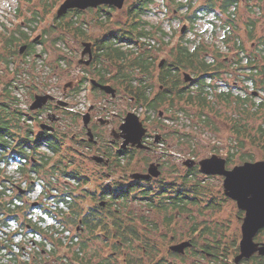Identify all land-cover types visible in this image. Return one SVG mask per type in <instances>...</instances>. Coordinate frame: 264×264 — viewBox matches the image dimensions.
Segmentation results:
<instances>
[{
  "label": "rangeland",
  "instance_id": "1",
  "mask_svg": "<svg viewBox=\"0 0 264 264\" xmlns=\"http://www.w3.org/2000/svg\"><path fill=\"white\" fill-rule=\"evenodd\" d=\"M64 1L0 0V55L3 57L9 56L8 51L4 49L5 38L14 33L20 37V32L23 31L28 36V38L22 39L18 43L17 56L13 58L14 63L12 62L9 66L5 62L0 61V102L6 97L8 98L9 95H7V91L5 90L8 88L11 91L10 95L15 96L19 100L16 106L22 112H30L32 94L36 93V90L32 89V87H35L36 83L40 84L38 89L41 88L40 91H42L37 92L39 95L51 96L50 93L52 92L53 95L59 97V101H67L63 96L65 87L73 81H77L75 77H82L81 75L76 76L75 72H77L76 69L79 67L83 43H94L96 39L108 36L110 31H117L122 34L123 29L129 28V12L137 0H127L122 10H118L117 8L108 9V6H102L99 9L86 10L79 15L72 12L69 17H64L63 21L65 23L72 21L73 26H80L86 32L85 37L80 35L77 37L73 33L64 31L55 22L57 10ZM188 1L178 0L181 4H187ZM204 1L195 0L190 5L189 10H178V13H175L176 9H180L177 1L156 0L149 11L143 15L146 29L151 32L152 36L142 38L143 43L138 46L133 45L134 47L123 42V39L121 40L124 49L128 50L127 48H130L136 54L148 47V51L155 60V69L149 77V83L153 86L149 90V92L151 91L150 97L156 96L162 90L157 78V65L163 60L174 61V56L177 54L180 46H186L190 51H193L197 46H201L204 50L201 51L204 57H207L209 54L214 55L221 63L224 62L225 57H229L230 63L226 64L227 68H230V74L233 69L235 70V68H231L233 64L232 57L235 55V51L227 46L232 45L235 38L233 37V41L230 43L225 42L223 31H218L220 26L216 28L208 21L200 20L195 22L190 32L181 34L182 27L186 22L185 18ZM46 3L51 6L48 7V13L45 12ZM245 7L246 10L250 8L254 12H246ZM35 11L40 13L39 21L31 22L30 19L34 17L32 13ZM237 16L238 22L240 21L239 38L243 40L250 54L254 53L258 55L261 71L264 68V51L260 49L262 48L260 47L261 43L264 44V0H246L245 3L241 4L239 11H237ZM250 17L259 22L257 28H255L256 34L251 40L248 35L243 36L245 35V24H247ZM208 18L211 19L212 17L209 16ZM261 22L263 26H261ZM213 33L217 34L214 35ZM34 41H39L36 44L35 56L22 57V54H20L21 47ZM42 55L44 57H40ZM80 72L83 75L81 68ZM186 72L189 75L190 73L193 75L189 70H186ZM183 75L181 78L184 77ZM142 76L143 74L141 73L138 75V78L141 79ZM255 77H258L256 86L253 83L235 82L237 79L234 75L232 77L229 76V81L234 86L232 90L233 95L229 99L221 97L223 92L229 90V86L222 84L219 82L221 80L217 79L214 84L216 87L212 88L211 92H208L207 89L209 108L205 110V114H202L199 108L188 106L185 103L175 102L173 106V104L171 105L166 102L167 104H164L159 109L165 112L164 119L160 123H157V120L154 119L155 122L152 121L146 124L150 129L151 140L156 137L157 133L163 138L156 144L155 152L150 154L139 152L138 154H133V158L132 153H128L127 157L122 158L121 166L123 170L113 171L110 177H106L105 172L107 171L104 166H100V164L92 160L94 156H101L102 154L98 147L88 144L90 142L88 134L86 135V132L82 131L79 127L80 116H75L69 111H67L69 113H65L62 110L57 112L60 121L55 126L60 127V131L65 135V139H62L61 142V151L53 155L47 146H43L39 148L40 155L47 154L50 157L52 156L53 161L51 162L55 164L58 163L59 159H64L67 175H62L63 177L61 175L60 177L58 176L60 187L63 188L62 186L70 181L73 184L72 188L76 195H86L88 193L87 200L83 204L84 207H90L96 203L101 205L109 198L106 197V200L101 199L99 196L100 189H112L117 185L125 186L130 182L132 183L131 174L147 171L151 163L154 164L153 162L157 159L164 164L163 175H161L159 181H165L167 184L170 183L172 185L179 184L182 181L181 177L186 173V168L181 164L183 160L199 162L210 158L212 155H218L221 158L227 159L230 154L229 151L232 150L233 155L231 156L230 163L227 165L229 169L248 161H264V70ZM221 79H226V75ZM11 84H13L12 87H10ZM4 85H6L5 88ZM191 88L194 90L196 86ZM82 90L72 98H68L74 105H77L75 107L76 111L84 110L83 108L89 104H93L95 110L101 106H107L123 115L128 110L135 111L130 99L123 98L120 101L119 96L116 100L109 102L106 97L96 92L95 95H92L93 98L91 100H86L84 91ZM70 92L68 91V94ZM120 93L121 96L125 97L123 91ZM54 100H57V98ZM114 102L117 104L115 107H112L111 105ZM260 104H263V107H259ZM59 107L63 106L59 105ZM181 107L185 109L184 112L181 110ZM151 116L153 118L154 114H148L147 120ZM157 117L158 115L155 118ZM29 119L26 116L22 119V136H26L29 129L34 134L39 131L36 126L31 127ZM109 129L107 138L104 137L107 143ZM101 130L105 131L106 129L101 128ZM73 137L76 140H73ZM81 137H84L87 143H81ZM240 142H243L242 147H240ZM36 158L39 157L36 156ZM6 166L8 169L5 173L2 170L0 171V183H5L6 175L11 171V176L15 177L14 179L19 182V185H23L22 182L24 181L19 177L22 173L19 169L15 170L16 165L13 163ZM126 169L127 172L125 174L124 170ZM195 169L198 170L197 177L192 176V180L189 183H191L190 185L197 184L201 187L202 195L200 194L199 197V205L196 204L192 207L188 203V211L182 213L180 216H177V213L166 214L163 211H158L156 204L153 205L150 201L142 199L137 194L135 195V199L129 201L126 211L130 212V215L137 218L144 217L150 221L142 222L140 219L134 221L135 226L139 230L141 240L137 243L138 246L134 250L130 248L127 252H124V255L121 254L119 256L120 264H125L124 257L134 260V264H169V261L173 264H234V255L238 252V243L241 237L243 219L240 216L242 212L238 209L236 202L225 196L224 178L216 176L206 177L201 174L202 172L198 166ZM74 172L88 179L89 182H87L86 186H78V181L73 180L70 176ZM27 173L30 176L32 175V178L35 177L34 173H30V169ZM36 180L38 184L35 190L30 193L29 198L32 200L41 199L46 205L57 203L58 208L62 207L57 202V197L54 196L62 195L63 189L59 188V190H56L52 187H46V178L40 177ZM83 182L85 181L83 180ZM154 185V192L156 191L155 193L160 194L157 192L159 191L157 185ZM7 190L8 186L6 185V194L3 195L5 199L14 201L16 204H23V201L15 199L17 198L15 196L16 189ZM84 190L87 192H84ZM89 193L94 195L90 196ZM207 196L215 200H213V205L211 204L213 209L211 207L207 209L205 206L207 202L203 201L202 197ZM93 197L95 198L93 199ZM167 198L169 197L165 193V195L159 196L157 201L160 200L168 204L169 199ZM113 204L109 209L115 210L117 203ZM119 205V208H121L122 203ZM39 209L36 208L29 211L26 208L25 212L27 215L28 213H32L34 222H38V225L42 229H47L48 227H45L44 224L48 223L55 228H59L57 225H54V220L50 216H42L44 212L42 213L41 210L39 212ZM172 211L174 212V210ZM173 215L175 217L171 218L172 221H169L168 216ZM22 222H26L23 215H21L18 223L11 222L5 232L14 237L16 246L23 249L26 260L32 259L33 252L38 249H52L53 244L51 242L45 245L42 243L34 246L32 241L42 242V235L32 231L28 232L26 228L22 227ZM65 227L66 231L64 233H55L53 230V232L48 231L47 235L69 240L78 231L77 226H72L68 222H66ZM206 228L208 230L203 231ZM188 236L194 237L199 248L205 244L218 245L219 253L222 251L224 256L213 258L206 254L193 252L186 257L172 255L169 247L172 244L189 240L190 237ZM260 240L264 242V235L260 237ZM92 244V248L98 247L107 250L103 248L104 243L102 242H93ZM146 246H149V252ZM60 253L63 255L65 253L64 249H61Z\"/></svg>",
  "mask_w": 264,
  "mask_h": 264
},
{
  "label": "trees",
  "instance_id": "2",
  "mask_svg": "<svg viewBox=\"0 0 264 264\" xmlns=\"http://www.w3.org/2000/svg\"><path fill=\"white\" fill-rule=\"evenodd\" d=\"M155 1L156 0H137L132 6V11L130 10L129 12L128 29H123L122 34H120L121 32L110 31L108 36L94 41L93 69L97 76H102L103 78L111 73L110 66L105 67V61L117 65L118 72L117 74L115 73L112 75L113 80L116 79L118 84L121 85V88L134 95L137 98L138 105L146 106L148 111L157 112L158 109L165 104L167 98L170 97V104H173V106L175 102L181 104L185 103L188 106L190 105L194 106V108H199L200 111H202V114H205V110L209 108L207 89L208 92H211V89L216 87L214 84L211 82H202L204 80H196L187 85L181 83L178 79L168 82L167 77L162 75L159 78V82L164 85V90L159 91L155 98H151L149 88L153 86L149 83V77L151 76L154 63L152 56L148 51V47L142 50V52L140 51L136 54L134 50H131L130 48H127L128 50L124 49V46L121 43V40L123 39V42H126L131 46H138L143 43L142 38L152 36L151 32L146 29L143 15L149 11ZM45 5V12L48 13V7L51 6L47 3ZM108 9L112 8L108 7ZM72 12H75L78 15L83 13L79 10H70L65 16L61 18L56 17L54 20L59 25L60 29L73 33L77 37L79 35L85 37L84 35H86V32L80 26H73L72 21L69 23L63 21L65 19L64 17H69ZM32 15L34 17L30 19L31 22L39 21V12L35 11ZM20 34L21 36L19 37L14 33L4 40V49L8 51L9 56L3 57L0 55V61L5 62L6 65L10 66L12 62L14 63L13 58L17 56L18 43L22 39L28 38L24 31L20 32ZM29 44L30 47H33V43L29 42ZM201 55L200 48L195 50L194 54H191L187 47L180 46L177 54L174 56L176 64L170 66L171 68L177 67L179 69L174 68L172 74L175 75V70L176 73H179L185 62L189 68L195 71L201 73L209 72L211 65H215V63H209L206 59H202ZM141 73L143 76L140 79L138 78V75ZM136 81L137 84L135 83ZM12 85L13 84H11L10 87H12ZM193 86H196V89L193 90L191 88ZM5 87L6 85H4V88ZM5 90L9 96L0 102V162L9 159L23 161V167L20 169V171L23 172L26 170L25 164L30 165L33 163L30 156L35 154L31 152H35L40 144L33 143L32 135L34 132L31 129L28 130L26 136H22V119L24 114L21 109L16 106L19 100L15 96L13 97L10 95L11 91L8 88ZM195 92L196 94H194ZM230 95L231 94L228 91H225L221 97L229 99ZM259 107H263V104H260ZM181 110L183 112L185 111L183 107H181ZM39 138L40 139L38 140L43 139L42 137ZM88 144L91 146L94 145L90 142H88ZM48 149L52 151L53 155H56V153L61 151L62 144L60 142L58 144H49ZM110 152L112 151L110 150ZM120 154L122 155L120 156ZM127 154L128 153L124 151L119 153L115 162L117 163V166L111 162L110 166L106 168V177L112 176L113 171L123 170L121 162L123 157H127ZM231 156L232 154H229L227 163H230ZM50 159L53 158L47 154L41 155L40 163L33 164L34 167L30 166V172L38 173L39 169H45L48 165L52 164V170L58 168L59 177L60 175H67L63 158L59 159L56 164L51 163ZM36 161L38 160L36 159ZM126 172L127 169L124 170L125 174ZM197 172L198 170L195 168L188 169V175H186L179 184L172 185L170 183L167 184L165 181H156L155 184L159 189L157 192L160 194L155 193L156 191L154 192L155 185L151 184L150 181L144 182L140 180L137 182H130L125 186L117 185L112 189H100V198L103 200H106V197L109 198L105 201L104 206L96 203L93 206L84 207L83 204L87 200L88 193H86V195H76L75 191L69 186V183H66L62 186L63 188L60 187V189H63V194L59 195L56 199H58L57 202L62 203L67 210H64V207L59 209L58 215L45 210L43 215L58 220L61 224V226H59V228L61 227L60 229L55 228L50 224L47 226V229H42L38 225V222H34L33 219L27 220L25 207L21 204H16L14 201H9V199H5L3 195L6 194V185L4 182L2 184L0 183V264H120L119 256H121V254L124 255V252H127L130 248L131 250H134L135 247L138 246L137 243L141 240L139 230L135 226L134 221L137 219H140L142 222L150 221L144 217L137 218L130 215V212L126 211L129 201L135 199V195L137 194L141 196L142 199L150 201L153 205L156 204V208L160 212L163 211L166 214L177 213L176 211H180L178 214L187 212L188 203L191 206L199 204L200 194L202 195L200 190L201 187L199 185H190L191 183H189V181L192 180L189 176L190 173L195 174ZM56 174V171H49V178L45 174L47 180L46 183L45 181L44 183L46 187H54L55 189L53 176ZM70 176L73 180L78 181V186L84 187L87 185V182H89L86 177L83 176V178L75 172ZM83 180L85 182H83ZM56 181L59 184V179ZM182 187H185V190ZM84 192L87 191L84 190ZM165 193L169 197L167 198L169 199L168 204H165L160 200L157 201V198L165 195ZM89 195L92 196L94 194L89 193ZM184 197H187L188 199L186 202H184ZM191 197L193 198L191 199ZM94 198L95 197H93V199ZM18 199L21 200V198ZM113 203H117L115 210L109 209ZM121 203L122 207L119 208V204ZM211 204L213 205V203ZM170 209L174 210V212ZM21 215L26 219V222L21 223L22 227L28 229L27 227L31 226L30 229L32 232L42 235L43 241L39 244L43 243V245H45L51 242L53 244L52 249H38L33 252L32 259H25L26 255L24 254L23 249L16 246L17 244L14 243V237L5 232L11 221L16 223L19 222ZM174 217L175 215L168 216V220L172 221ZM79 220L82 222L81 227L79 230L77 229L78 231L76 234L74 233L69 240H65V238H55L52 235H49V237L47 235L48 231L53 232V230L55 233H64V231H66V222L72 226L75 225L77 226L76 228H78ZM93 242L104 243L105 247L103 246V248H106L108 251L98 247L92 248ZM148 247L149 246H146V249L149 252L150 249ZM61 249H64L65 251L63 255L60 253ZM216 253L219 254L218 251H216ZM124 263L134 264V260L124 257Z\"/></svg>",
  "mask_w": 264,
  "mask_h": 264
},
{
  "label": "flooded vegetation",
  "instance_id": "3",
  "mask_svg": "<svg viewBox=\"0 0 264 264\" xmlns=\"http://www.w3.org/2000/svg\"><path fill=\"white\" fill-rule=\"evenodd\" d=\"M170 1H174V0H170ZM175 1H177V4L180 6V9H176L174 12L178 13V10H183V9L189 10L190 5L195 0H189L187 2V4H181L178 2V0H175ZM196 1H198V0H196ZM245 1L246 0H205L204 2H202V4L196 10H194L188 14V16L185 18L186 22H185V24L181 30V34H185V33L191 31L192 27L195 25V22H198L200 20H206L216 28H218L217 26H220L218 28V31H220V30L223 31V37H225L224 38L225 42L230 43L231 41H233L232 38L234 37L235 40H234L233 44L227 45L229 48H231L235 51V55L232 57L233 64L231 66V68L233 67V68H235V70L233 69L231 74H230V68L229 67L227 68V65H226L227 63H230V61L228 59L229 57H225L224 62L221 63L217 60L216 56H214V55L212 56L209 54L207 57H204L203 53H202V55H201L202 59H206L209 63H212V62L215 63V65H211L209 72L201 73L199 71H195V70L189 68L187 66V63L185 62L184 63L185 66L182 65L183 68L180 70V72L176 73V70H175L174 71L175 75H173L172 70H174V68H176V69H179V68L172 67L173 68L172 69L170 66H174L176 64V61H172V60L171 61H165V60H163L157 65V70H158L157 78H158V80H160L159 78L162 75H164L167 77L168 82L171 80L178 79L181 83H184L187 85V84L195 82L196 80L197 81L204 80L202 82H207V83L211 82L212 84H215L216 80L219 79V80H221L219 82H221L224 85L229 86V90H227V91L231 94L230 97L233 95L232 90L234 89V86H232L231 82L229 81V76L232 77V75H234V77L237 79V81H235V82H238V83H248V84L253 83V85H257V78L258 77H255V76L258 74H261L263 72L264 68H262V70L260 71L261 68L259 66L258 55L254 54V53L250 54V52H248V50L246 49L245 43L243 42V40H241L239 38V33H238L240 21L238 22L237 11H239L241 4L245 3ZM110 8H112V7H110ZM131 11H132V8H131ZM245 11L249 12V11H252V9L250 10V8H249L246 10V7H245ZM82 12H85V11H82ZM252 12H254V11H252ZM209 16H211L212 18L209 19L208 18ZM258 23H259L258 20H253L251 17L248 18V22H247V24H245V27H244L245 35H243V36L248 35V37L251 40V38L256 34L255 28H257ZM260 24H261V26H263L262 22ZM218 31H214V32H218ZM213 34L216 35L217 33L216 34L213 33ZM38 42L39 41L31 42V43H33V47H30V44H27L26 50L22 54V57L23 56L29 57L32 55L35 56L36 44H38ZM263 45L264 44H262V43L260 45V47H262V48H260L262 51H264ZM93 48H94V46H93ZM199 48L201 49V51L203 50L202 49L203 47L197 46L193 51H190V53L194 54L195 50H197ZM83 49H84V47H83ZM40 57H44V56L42 55ZM232 60H231V62H232ZM263 60H264V58H263ZM81 61H83V63H81ZM88 61H89V63H86ZM93 61L94 60L93 59L91 60L90 56L88 54L84 56L83 50H82L81 58L79 60V67H77V69H76L77 72H75L76 76L81 75L82 77H78V78L75 77L77 79V81H73L72 83L68 84L65 87L64 92H63L64 93L63 96L67 99V101H64L65 103H67V106L59 107V105L57 104L59 101V97L53 95L51 92L50 93L51 97H53L54 99L57 98V100H49L44 105V107L39 109V110H36V111L30 110V112H24L26 117H28V118L32 117L33 119L36 120L33 125L39 129V131L36 134H33L34 136L32 135L33 143H39L40 144L39 148H41L43 146H47V148H48L49 144H55V143L58 144L59 142L60 143L62 142V139H65V135L62 131H60V127L58 128L55 126L57 123H59L58 121H60V117L57 116V112L62 110L65 113L70 112V113L74 114L75 116H78V117L80 116L79 118L81 119V121L79 122V127L82 131L86 132V135L88 134V128L91 129V131L94 135V139H95L94 142H92V143L94 144V146L99 148V151L102 154L99 157H102L105 159L101 163H99L95 160L94 161L96 163L100 164V166H104L105 169L108 166H110L111 162H113L117 166V163H115L117 156L119 155V153H122L123 151L127 152V153H132V154H138L139 152H144V153L150 154L152 152H155V146H156V144L159 143V142L156 143V140L159 141L160 139H163V138L160 135H158V133H157L156 137L151 140L150 129L146 126V124H149L152 121L155 122V120H157V123H160V121H162L164 119L165 112L160 111L159 110L160 108H159L157 113H156V111H148L146 106H139L137 98L134 95H132L131 93H128L123 88H121V85L118 84V81L116 79L113 80L112 75L115 73L117 74V72H118L117 65H115L109 61H105L104 65H105V67L110 66V72L111 73L102 78V76L96 75V72L93 69ZM225 61H227V62L225 63ZM153 63H154V65L152 67V72L155 69V60L154 59H153ZM219 63H221V64H219ZM80 68L83 71V75L80 72ZM186 70L191 71L194 75L193 76L190 73L192 80L188 81V82L186 81V78H187L186 74H188L186 72ZM152 72H151V74H152ZM182 74H184L183 78H181ZM86 75H88L89 77ZM225 75H226V79L222 80L221 78L224 77ZM93 80L97 81L101 85L112 86L116 90L115 96L108 94L105 91L101 90L99 87L95 86L92 83ZM135 83L137 84V81ZM34 86L35 87H32V89L36 90V93L32 94V102H30L31 105L34 102L35 97L37 95H39V93H37V92H42V91H40L41 88L38 89L40 84L36 83V85H34ZM151 89H152V87L149 90H151ZM160 89L164 90V85H162L161 83H160ZM81 90L84 91V97L86 100H91L93 98L92 95H95L96 92H98L101 96L106 97V99L109 102L116 100V98H119V96H120V101H122L123 98L130 99V102L133 103L132 106H133V109L135 111L133 109L132 110L140 116V119H142L144 126L147 129V132L144 136V143L147 147L146 148H139L138 146H132V145H128L126 147V149H123V147H122L123 146V139L121 137H119V134L121 133L120 127L125 120V117H126L125 115H127L129 112H132L131 110L126 111V114L123 115V114H120V113L112 110L111 108H109L107 106H101L99 108H96L97 110H95V106L93 107V104L92 105L89 104V105H87V107H85V112L83 113V116L87 113L90 115V121H89L88 127L85 126L83 123V117L81 116L80 112L75 110V107L77 105H74L73 102L68 100V98H72L77 93H79ZM68 91H71V92L68 94ZM121 91H123V94L125 95V97L121 96V93H120ZM151 98H155V96L151 97ZM166 102L170 103V97L167 98ZM166 102H165V104H167ZM116 104L117 103L114 102L111 106L115 107ZM130 108H131V106H130ZM29 109H30V107H29ZM138 110H139V112H138ZM67 111H69V112H67ZM151 113L154 114V117L152 118V116H151V118L149 120H147L148 114H151ZM156 115H158L157 118H155ZM57 118H59V120H57ZM81 122H82L83 126L81 125ZM109 127H110V129H109ZM101 128H103L104 130L106 129V130L102 131ZM107 128L109 129L108 143L106 140H104V137L107 138V136H108L107 135V132H108ZM39 137H42L43 139L38 140V139H40ZM73 140H76V139H74V137H73ZM80 141H81V143H87V141L84 137H81ZM63 142H64V140H63ZM240 143H241L240 147H242L243 142H240ZM31 146H33V145H31ZM39 148L35 152L34 151L31 152V153L35 154V155L30 156V158L33 160V163L30 164L31 167H34L33 164H38V162L41 159ZM110 150L112 152H110ZM229 153L233 155L232 150H230ZM121 155L122 154H120V156ZM36 156H38L39 158H36ZM35 158L38 161H36ZM51 161H53V159H50V162ZM186 162L187 161H184V160L181 162V164L184 165V168H186V173L181 177L182 179L184 177H186V175H188V169L195 168L196 166L199 167V165H195L193 167H188L186 165ZM248 162H257V161H248ZM153 163L155 165H157L158 169L161 171V175H163L164 164L161 161H159L158 159L155 160ZM227 165H228V163H227ZM236 166H238V165H236ZM233 168H231V169H233ZM148 170H149V168L147 169V171L142 172V173L146 174L148 172ZM199 170H200V167H199ZM49 171H51V172L56 171L57 174L53 176V183H54L55 189L59 190L60 185L56 181L58 179V176H59V170H58V168H56L55 170H52V164L48 165L45 169H39V172L34 174L35 175L34 178L29 177L28 175H24L22 177V181H24V182H22L23 185L20 186L19 184H13L14 185L13 189L17 190L16 194H15V196H17V198H15V199L21 198V201H23V206L25 207V209L28 208V210L29 209L33 210V207L31 205L33 203V201L31 202L32 199L29 198V195L31 192H33L35 190V188L38 184L36 179L40 178V177L46 178L45 174L49 178ZM138 173H140V172H138ZM197 174L198 173H195V174L190 173L189 176H190V178H192V176H194L196 178ZM201 174L206 176V177H215L216 176V177L224 178L223 176H219V175H207L203 172ZM161 175L158 178L153 177L148 181H150L151 184H155L156 181L160 180ZM133 181L137 182L139 180L133 179ZM140 181L146 182V180H140ZM49 182H50V180H49ZM66 183H69V186L71 188L73 187L72 186L73 184H71L70 181L66 182ZM223 186H224V183H223ZM52 188H54V187H52ZM182 188L185 190V187H182ZM21 191H23V192L21 193ZM56 197L58 198V195ZM206 198H209V199H206ZM183 199H185L184 202H186L188 200L187 197H184ZM229 199H231V198H229ZM18 200H20V199H18ZM204 200L207 202V204H205L206 208L208 209L209 207H211L213 209V207L211 206V203H213L214 199L207 196V197L203 198V201ZM231 200H233V199H231ZM233 201L236 202L235 200H233ZM35 202H39L40 203L39 206H40L42 200L41 199L36 200ZM202 203H204V202H202ZM236 204H237V202H236ZM192 207H194V206H192ZM237 207H238V204H237ZM240 211L242 212V215L240 217L243 219L245 217V211H243V210H240ZM176 212H177V216L181 215V214H178V212H180V211H176ZM243 222L244 221H242V225H243ZM81 224H82V222H81V220H79L78 221V228L81 227ZM242 225H241V237H240V240L238 243L239 244L238 245V252L234 255V259H233L234 264H235L236 256L240 254V244H241V240H242ZM205 230H208V228L204 229L203 231H205ZM262 235H264V228L259 231V233L256 235V237L254 239L255 242L257 244H259V246H262L264 244V242L260 240V237ZM188 237H190V236H188ZM183 242H190L191 243V246L187 247L185 249L184 253H182V254L177 253V252H174L170 249L171 246L177 245V243L172 244L169 247L170 253L174 256H182V257L183 256L186 257L189 254H191L192 252L197 253V254H206V255H209L210 257H213V258L214 257L215 258H221V256H224V254H222V251L220 252L221 254L219 253L218 245L205 244L204 246L199 248L197 243H196V240L194 239L193 236L190 237L189 240L183 241ZM183 242H181V243H183ZM32 243L34 246H37L39 244L36 241H32ZM178 244H180V243H178ZM216 251H218L219 254H217ZM169 264H173V263H171V261H169ZM239 264H264V255H260L257 252L252 257L243 259L242 261L239 262Z\"/></svg>",
  "mask_w": 264,
  "mask_h": 264
},
{
  "label": "water",
  "instance_id": "4",
  "mask_svg": "<svg viewBox=\"0 0 264 264\" xmlns=\"http://www.w3.org/2000/svg\"><path fill=\"white\" fill-rule=\"evenodd\" d=\"M127 0H65L57 10L56 17L61 18L65 16L70 10L86 11L89 9H98L102 6H108L121 10L124 8ZM26 45L20 49V54L26 50ZM83 55H89L93 59V43H83ZM90 61V60H89ZM86 62V63H89ZM83 63V61H81ZM186 81H191L192 77L186 74ZM92 83L108 94L115 96L116 90L110 85H101L93 80ZM54 100L49 95H37L31 110H39L49 101ZM58 105L67 106V103L58 101ZM90 115L87 113L83 116V123L88 127ZM121 133L119 137L123 139V149L128 145L138 146L139 148H146L144 143V136L147 132L144 123L140 116L134 112H129L123 124L120 127ZM89 141L94 142V135L90 128H88ZM159 142L156 140V143ZM93 160L101 163L105 159L99 156H94ZM188 167L199 165L200 171L207 175H219L224 179V193L227 197L235 200L240 210L245 211L242 225V240L240 244V254L236 256L235 264H239L245 258L252 257L255 253L264 255V244L259 246L255 242V237L260 230L264 228V161L245 162L233 169L227 167V160L218 155H212L210 158L203 159L199 162L188 160L186 162ZM161 171L157 165L151 164L146 174L133 173L131 174L134 180H150L151 178H158ZM23 191H21L22 193ZM105 205V202L101 204ZM37 207V203L33 204ZM190 242H183L171 246V250L177 253H184L187 247H190Z\"/></svg>",
  "mask_w": 264,
  "mask_h": 264
},
{
  "label": "built area",
  "instance_id": "5",
  "mask_svg": "<svg viewBox=\"0 0 264 264\" xmlns=\"http://www.w3.org/2000/svg\"><path fill=\"white\" fill-rule=\"evenodd\" d=\"M83 109L84 110H78L80 112V114H83L85 112V107ZM31 124H33V122H31ZM13 163L16 165L15 166V170L18 169L21 166V163L20 162L15 161ZM1 164H3V165L1 166ZM6 165H8L6 162H1L0 163V170H2L4 173L8 169V167ZM6 176L8 178V185H9L10 188H14V185L13 184H19V182H17V180L14 179L15 177L14 176H11V171H9L8 175H6ZM19 177L22 178V175L19 176ZM10 181H11V183H10ZM32 201H36V200L33 199ZM46 207L49 208L52 211L53 214L58 215L59 208H58V204L57 203L47 204ZM40 210L43 213L42 209H39V212H40ZM43 215H44V213H43ZM28 219L29 220L30 219H33V221H35L34 218H33L32 213L29 214ZM44 225H45V227H47L49 225V223L48 224H44ZM54 225H57V227L60 226V223L58 222V220H54Z\"/></svg>",
  "mask_w": 264,
  "mask_h": 264
}]
</instances>
